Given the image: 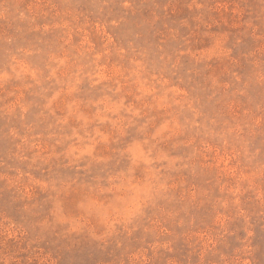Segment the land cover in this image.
<instances>
[{"label":"rangeland","instance_id":"rangeland-1","mask_svg":"<svg viewBox=\"0 0 264 264\" xmlns=\"http://www.w3.org/2000/svg\"><path fill=\"white\" fill-rule=\"evenodd\" d=\"M0 264H264V0H0Z\"/></svg>","mask_w":264,"mask_h":264}]
</instances>
